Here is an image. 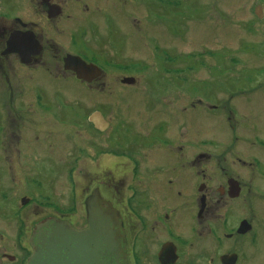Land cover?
Here are the masks:
<instances>
[{
    "label": "flooded vegetation",
    "instance_id": "1",
    "mask_svg": "<svg viewBox=\"0 0 264 264\" xmlns=\"http://www.w3.org/2000/svg\"><path fill=\"white\" fill-rule=\"evenodd\" d=\"M184 2L0 0V217L22 218L30 207L31 214L43 217L32 227L24 224L19 228L14 253L9 246H1L0 264H25L32 253L33 230L43 220L67 221L76 229L86 227L87 206L94 197L108 204L120 220L126 264H264L259 248L264 236V185L254 183L255 170L264 169V163L238 156H245L246 147H264V137L230 125L226 134L212 138L189 123L188 113L197 107L215 118L232 109L221 106L219 87L207 86L205 92L203 87L179 79L188 68L190 52L174 55L178 45L171 44L159 59L169 81L148 83L147 77L139 82L136 76H125L147 69L141 61H114L88 44V34L93 36L105 24L110 42L116 45L110 21H120L125 32L131 28L129 21H140L142 10L158 9L151 12L152 21H185L204 7L197 0L186 11L180 9ZM177 5L176 10L170 8ZM167 9L184 16L171 17ZM197 15L195 19L202 20ZM124 49L122 44L118 53L122 59ZM155 50L158 58V48ZM67 56L82 59L97 73L90 81L78 78L73 70L64 68ZM177 61L186 65L174 67ZM116 73L115 92L109 90L101 101L87 99L97 101L83 110L79 107L85 99L70 100L79 105L68 104L57 97V91L46 95L41 89L28 90L30 81L44 85L45 79L56 84L67 78L100 89L106 85L102 79ZM125 78L134 80L125 82ZM109 84L107 81V88ZM19 85L24 87V97L17 99L14 93ZM175 89L181 91L180 97H175ZM129 94L139 97L136 106L124 98ZM63 105L73 106L71 118L56 113L54 123L46 124L45 115ZM28 107L35 119L24 114ZM17 117H24L27 125L33 122L36 129L29 130L31 135L17 127ZM47 127H69L70 138L55 132L60 142L53 139L47 144L39 135ZM57 146L71 149L69 161L63 160ZM63 167L70 172L65 200L23 195L15 201L14 170L21 171V177L17 175L20 181L27 179L40 186L44 179L52 183L40 170ZM17 202L20 205L14 208Z\"/></svg>",
    "mask_w": 264,
    "mask_h": 264
},
{
    "label": "rangeland",
    "instance_id": "2",
    "mask_svg": "<svg viewBox=\"0 0 264 264\" xmlns=\"http://www.w3.org/2000/svg\"><path fill=\"white\" fill-rule=\"evenodd\" d=\"M198 1L204 2V7L198 11L202 20L195 19L198 13L194 11L196 15H191L185 21H175L173 19L172 21H152L151 12L156 13L158 9H153L152 11L147 9L146 12L142 10L140 21H129L131 28L125 30V32L123 31L122 23L121 27L118 23L120 21H110L114 29L112 40L116 45L110 42L107 35L109 26L107 25L106 27L105 24H101L99 31L94 30L96 31L93 35L94 37L88 34V44L94 51L101 53L102 57L103 55H108L114 61H124L126 63L132 62L134 59L141 61V66H145L147 69L144 68L141 73H131L125 76H136L139 82L144 81V78L147 77L145 81H148V83L169 81V75L161 69L159 59H161L163 51L171 48V44L175 47L178 45L176 48L178 52L174 55L190 52L188 68L184 70V74L180 75L179 79L183 81L182 78H185L186 82H189L188 84H197L203 87L202 89L205 92L208 89L207 86L219 87L221 89L219 93V97L222 99L221 106L227 107L225 109L229 107L233 110L230 112L225 111L226 113L222 112L218 118H215L208 117L206 111L197 107V109L189 111V123L191 122L196 127L200 126L204 136L212 138H217L222 133L226 134L231 129L230 125L235 126L237 130L252 131V133H257L264 137V0ZM194 2H197V0H185L180 5V9L190 11V8L194 6ZM178 6L170 8L176 10L174 8ZM166 11L170 12L171 17L174 15V18L184 16L183 14L177 15L175 12L172 14L170 9ZM198 23L199 25L196 26ZM166 28H168V32L165 30ZM186 28L189 29V33L186 32ZM156 32L160 34L159 38L155 36ZM122 35L123 38H120ZM106 37L107 39H104ZM97 38H100L99 42H96ZM122 44L125 47L124 51H121L124 59L118 54ZM155 47L158 48V58H156ZM185 65L181 61L173 64L174 67H183ZM117 75L119 74H110V78H103L102 80L105 81L106 85L104 88L99 87L100 89L81 86L75 80L67 78L63 82L56 84L49 79H45L44 85L32 80L33 82L31 83L30 81L28 90L41 89L46 95L57 91V97L61 98L60 100L66 99L65 102L68 104H78L71 103L70 100L85 99L82 102V106L79 107L80 110H83L89 107V104H94L97 101L91 102L93 100L89 101L87 99H98V101H101L106 94L108 96L109 90L111 94L115 92L118 80ZM175 79H177L176 76ZM107 81L110 82L109 88H107ZM15 83H17L16 80ZM23 88V86L20 88V85L16 87L14 96L17 99L24 97L22 96ZM179 89L174 90L176 93L174 94L175 97L181 96ZM0 91L2 90L0 89ZM204 97L206 96L204 95ZM213 97L214 95L210 98ZM124 98L134 101L135 106L139 103V97L136 98L134 94L126 95ZM178 107L180 108L181 105H178ZM26 111L24 114L33 116L31 117L33 119L36 118L31 107H28ZM56 113L70 119L74 113V108L72 105H63L59 110L54 108L52 112H48L45 115V123L53 124ZM79 115L84 114L79 113ZM16 122L18 123L17 127H21L27 133L30 132L29 130L33 131V129H36L32 125L33 122L27 125L24 117H19V119L17 117ZM243 127H246V129H243ZM60 131L70 138L69 127H61V129L58 127L49 129L47 127L43 131H39L40 140L42 138L45 139L47 144H50L53 139L60 142V135L55 134V132L59 133ZM32 134L33 137L36 136L35 133ZM28 135H31V133H28ZM57 147L63 160L65 157L69 161V151L71 149L69 150L66 146H62V149H59V146ZM238 156L246 157L248 160L255 157L264 163V147H246L245 156L242 153H238ZM59 161L61 160L59 159ZM261 167L255 170L254 183L256 185L258 183L264 185V169L263 166ZM82 171H85V169H82ZM40 172L41 176H49V179H52V183L48 182V179H44L45 183L43 181L40 186H37L31 180L20 181L21 171L14 170L13 194L15 201H18V198L23 195H31L40 200H65L69 189V170L63 167L60 170H40ZM29 177H31V174ZM46 203L48 205L49 202ZM18 205H20L19 202L17 204L14 203V208ZM31 210L32 207L24 213L22 218L0 217V248H2L1 246H9V251L14 253L16 251L13 248L14 239L19 228L24 224L32 227L33 223L43 218L31 214ZM79 223L80 221L77 219V224ZM259 248L262 254L260 258L263 257L264 260V236L260 239Z\"/></svg>",
    "mask_w": 264,
    "mask_h": 264
},
{
    "label": "water",
    "instance_id": "3",
    "mask_svg": "<svg viewBox=\"0 0 264 264\" xmlns=\"http://www.w3.org/2000/svg\"><path fill=\"white\" fill-rule=\"evenodd\" d=\"M64 67L87 81L97 73L92 65L72 56L64 59ZM87 207V226L81 230L57 219L36 224L30 239L32 254L25 264H126L123 232L116 213L98 197L90 199Z\"/></svg>",
    "mask_w": 264,
    "mask_h": 264
}]
</instances>
